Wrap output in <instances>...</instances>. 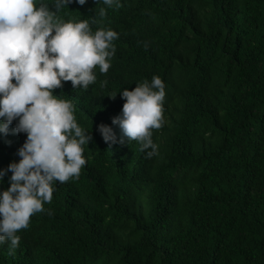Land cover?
Masks as SVG:
<instances>
[{"label": "trees", "instance_id": "1", "mask_svg": "<svg viewBox=\"0 0 264 264\" xmlns=\"http://www.w3.org/2000/svg\"><path fill=\"white\" fill-rule=\"evenodd\" d=\"M120 3L59 13L116 31V52L87 90H54L91 131L87 162L55 183L17 248L0 244V264H264V0ZM153 75L165 85L164 124L148 158L137 141L106 143L97 126L119 137V92ZM25 139L0 135V169Z\"/></svg>", "mask_w": 264, "mask_h": 264}, {"label": "clouds", "instance_id": "2", "mask_svg": "<svg viewBox=\"0 0 264 264\" xmlns=\"http://www.w3.org/2000/svg\"><path fill=\"white\" fill-rule=\"evenodd\" d=\"M73 2L83 6L87 0H0V135L26 134L16 152L19 160L0 169V184L11 173L10 186L0 191V244L9 242L10 252L19 246L17 233L28 227L30 218L46 211L55 183L78 178L87 162L84 151L91 131L77 123L73 102L54 90L68 81L73 90H87L96 82L95 69L107 74L115 56L116 31H93L87 20L59 15ZM102 3L121 6L120 0ZM100 15H106L105 8ZM119 94L125 102L112 118L119 137L103 123L97 131L112 145L137 141L151 158L158 151L153 129L164 124V82L153 75Z\"/></svg>", "mask_w": 264, "mask_h": 264}]
</instances>
